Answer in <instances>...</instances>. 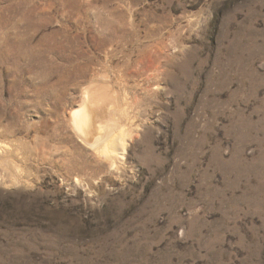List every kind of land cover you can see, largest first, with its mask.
Instances as JSON below:
<instances>
[{
  "label": "rangeland",
  "instance_id": "1",
  "mask_svg": "<svg viewBox=\"0 0 264 264\" xmlns=\"http://www.w3.org/2000/svg\"><path fill=\"white\" fill-rule=\"evenodd\" d=\"M0 264H264V0H0Z\"/></svg>",
  "mask_w": 264,
  "mask_h": 264
},
{
  "label": "bare ground",
  "instance_id": "2",
  "mask_svg": "<svg viewBox=\"0 0 264 264\" xmlns=\"http://www.w3.org/2000/svg\"><path fill=\"white\" fill-rule=\"evenodd\" d=\"M41 60L43 61V59ZM94 95L84 96L87 103H84V106L81 105L82 107L74 113L72 112L73 132L78 136L80 142L89 146L99 156L110 159L114 165L119 159L118 157L122 155L121 153L126 150V136L116 134L110 126L104 123L107 121L101 120L99 112L94 110V107L96 108L100 104V99H96L98 97H94ZM101 100L103 101V98ZM99 106L101 107V105Z\"/></svg>",
  "mask_w": 264,
  "mask_h": 264
}]
</instances>
